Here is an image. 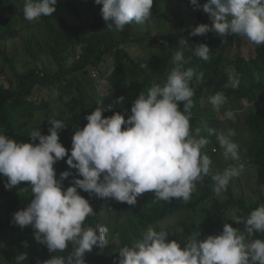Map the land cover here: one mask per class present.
Segmentation results:
<instances>
[{
    "label": "trees",
    "instance_id": "16d2710c",
    "mask_svg": "<svg viewBox=\"0 0 264 264\" xmlns=\"http://www.w3.org/2000/svg\"><path fill=\"white\" fill-rule=\"evenodd\" d=\"M24 1L0 0V76L7 82L5 87L0 81V132L27 142L34 129L48 134L49 118L59 119L66 125L59 132L60 142L69 150L76 128L87 124L85 117L98 105L111 106V111L103 113L105 117L115 112H130L133 101L142 91L146 93L153 84L166 79L173 67L172 56L180 49L179 42L170 36L172 28L162 12L164 6L172 4L178 19L183 16L196 19L195 26L212 24L202 7L191 11L183 0H153L152 16L144 28L147 37L138 41L132 37V26L117 35L108 29L100 14L102 5L95 4L94 0H58L55 13L34 21L24 18L20 7ZM199 1L200 5L207 2ZM151 24L157 29L155 34L151 32ZM233 36L236 41L227 39V42L240 45L239 37ZM218 37L213 31L190 36L188 46L192 50L200 43L209 46ZM159 39L162 40L158 43ZM134 41L142 45L143 54L126 50ZM14 44L21 45L27 60H17L12 52ZM225 49L226 43L217 52L210 51L208 61L196 57L189 49L183 50L185 68L192 67L196 72L191 82L195 90L191 110L195 117L190 121L191 127H201L210 146L217 147L209 175L197 183L188 202L152 200L141 195L135 205H128L101 198L95 215L87 217L83 226H107L108 244L87 253L86 264H114L119 248L140 238L148 226L166 230L168 239L177 240L181 247L193 234L205 239L221 233L225 223L243 232V220L258 205L264 204V44H253V54L247 58L241 54L227 56ZM229 67H234L239 74L240 83L235 89L224 87ZM200 73L203 77L197 82ZM220 91L225 93L227 103L217 110L209 97ZM121 96L123 101L117 102ZM207 128L224 133L234 130L231 140L240 146V160L245 164L244 171L233 177L227 190L219 196L214 192L212 175L233 162L223 158L216 136L209 137ZM66 160L67 156L54 165L57 179L63 171L71 173L68 178L78 176ZM240 182L248 191L240 188L235 192ZM27 186L22 182L16 188ZM78 191L85 198V192ZM10 209L11 203L4 200V193L0 191V264H16L21 254L27 258L20 264L38 261L43 264L53 255L66 257L71 252V244L64 252H49L34 239L31 226L21 229L12 223ZM162 221H166L163 228ZM254 238H264V233H255Z\"/></svg>",
    "mask_w": 264,
    "mask_h": 264
},
{
    "label": "clouds",
    "instance_id": "9594fccd",
    "mask_svg": "<svg viewBox=\"0 0 264 264\" xmlns=\"http://www.w3.org/2000/svg\"><path fill=\"white\" fill-rule=\"evenodd\" d=\"M57 2L25 0L23 16L28 21L51 16ZM94 2L102 5L100 14L107 28L119 32L135 24L146 22L147 26L152 16L153 0ZM183 2L191 11L202 7L212 20L211 26H195L196 19H190L195 26L191 36L213 31L219 37L209 46L197 44L194 50L181 38L166 79L153 84L146 93L142 91L130 112L105 117L103 113L111 111V106L98 105L85 117L87 124L76 128L70 150L60 142L59 132L66 125L59 119L49 118L48 134L34 129L27 142L0 132V191L11 203L12 223L21 229L31 226L34 239L51 253L73 246L66 257L53 255L43 264H86L87 253L108 244L107 226H83L87 217L95 215L101 198L135 205L137 198L148 192L154 193L156 200L188 202L197 183L209 175L212 160L203 149L210 141L201 127L192 129L190 124L195 95L191 82L196 72L185 68L183 50L208 61L210 45L221 37L236 41L235 35L243 44L242 37L256 46L264 44V0H207L203 5L199 0ZM226 73L224 87L237 88L240 79L236 69L229 67ZM202 77L200 73L197 82ZM123 99L121 96L117 102ZM209 102L218 110L227 103V97L220 91L210 96ZM207 133L216 136L223 158L233 162L212 175L214 192L219 196L230 180L244 171L245 164L240 160V146L231 140L234 130L224 133L207 128ZM66 156L67 165L78 176L68 178L71 173L63 171L57 179L54 165ZM22 182L27 188L17 189ZM78 189L85 192V198ZM91 194L96 200L89 203L87 196ZM243 224V232L225 223L221 233L205 239L193 234L183 247L177 240H169L166 230L148 226L140 238L119 248L114 264H264V238H254L255 233H264V204L253 209ZM26 258V254L19 255L16 264Z\"/></svg>",
    "mask_w": 264,
    "mask_h": 264
},
{
    "label": "rangeland",
    "instance_id": "374dc122",
    "mask_svg": "<svg viewBox=\"0 0 264 264\" xmlns=\"http://www.w3.org/2000/svg\"><path fill=\"white\" fill-rule=\"evenodd\" d=\"M25 2V1H24ZM24 2H21L20 7L23 8ZM162 12L166 17L167 23L169 26H171V31H170V36L172 39H174L175 41L179 42V40L181 38L186 39L187 41L190 38V32L193 29V25L190 21L189 18L183 16L181 19H178L176 17V11L174 10L173 5H169V6H164L162 8ZM180 20L182 21V24H180ZM146 26V22L144 24H135L132 26V30H131V34L132 37H136L141 41V39L143 37H147V35L145 34V28ZM151 27V32L153 34H155L157 32V29L155 26H153V24L150 25ZM112 31H114V34L117 35L119 33V31H116L114 28L112 29ZM244 43L240 42V45H237L236 42H227V38L226 37H221L218 40H216L215 42H213L210 45V49L212 53H215L218 51L219 47L222 44L226 43V49L224 50V54L227 56H232L235 54H241L242 56H244L245 58L251 56L253 54V44L249 43V41L247 40V38L242 37ZM138 41H134L132 43H130L128 46H126V50H130L132 53L135 54H139L142 53L143 54V48L142 45L138 42ZM12 52L14 54H16L17 56V60H27L28 57L25 54L24 50L22 49L20 44H14L13 48H12ZM108 60H107V66L110 65V58L109 56H107ZM0 81H2L3 85L6 87L7 86V82L5 80L4 77L0 76ZM41 95H44V92L40 93ZM195 116L192 115L191 119H193ZM243 147H246V145H243ZM217 148L215 146H210V143L203 149L204 152H206L210 158L214 157V149ZM218 151V149H217ZM225 166H230V165H225ZM240 188H243L244 190L248 191V188L244 185L243 182H240V185L236 187L235 192H237ZM257 188H251L249 190H255ZM238 193V192H237ZM151 197L152 200H155L154 197V193H144L143 197ZM87 199L89 200V203H92L93 201L96 200V196L95 194H91L90 196H87ZM138 202V201H137ZM119 220H121V218H118ZM166 224V221H162L160 222V227H164ZM113 229L114 227L111 226ZM110 229V228H109Z\"/></svg>",
    "mask_w": 264,
    "mask_h": 264
}]
</instances>
